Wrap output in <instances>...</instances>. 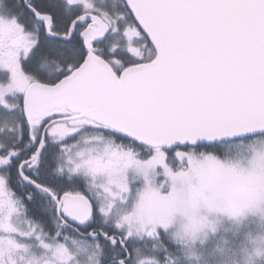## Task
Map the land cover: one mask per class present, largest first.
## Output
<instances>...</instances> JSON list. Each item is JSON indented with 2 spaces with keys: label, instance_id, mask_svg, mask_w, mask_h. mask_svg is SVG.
I'll return each mask as SVG.
<instances>
[{
  "label": "snow or ice",
  "instance_id": "snow-or-ice-1",
  "mask_svg": "<svg viewBox=\"0 0 264 264\" xmlns=\"http://www.w3.org/2000/svg\"><path fill=\"white\" fill-rule=\"evenodd\" d=\"M257 213L264 0H0V264H191Z\"/></svg>",
  "mask_w": 264,
  "mask_h": 264
},
{
  "label": "rangeland",
  "instance_id": "rangeland-1",
  "mask_svg": "<svg viewBox=\"0 0 264 264\" xmlns=\"http://www.w3.org/2000/svg\"><path fill=\"white\" fill-rule=\"evenodd\" d=\"M216 231L202 235L203 243L197 244V255L191 264H234L240 261V248L249 235L264 234V217L259 213L248 215L241 220L227 216L212 217ZM181 221H178V225ZM223 249V251H220ZM213 252L212 256L207 253Z\"/></svg>",
  "mask_w": 264,
  "mask_h": 264
}]
</instances>
